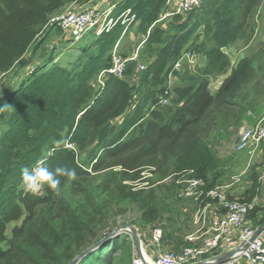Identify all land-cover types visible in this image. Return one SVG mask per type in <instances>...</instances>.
<instances>
[{
    "label": "trees",
    "instance_id": "obj_1",
    "mask_svg": "<svg viewBox=\"0 0 264 264\" xmlns=\"http://www.w3.org/2000/svg\"><path fill=\"white\" fill-rule=\"evenodd\" d=\"M76 1L89 0H0V76H9L0 83V264H69L110 234L102 226L110 211L125 213L129 206L139 210L145 225L161 223L163 248L190 246L176 236V207L182 199L175 180L181 175L202 180L206 192L225 186L227 174V160L214 153L206 138V115L227 106L219 118L237 126L257 108L253 100L234 102V92L249 73L246 58L215 94L210 76L229 68L222 48L250 42L261 0H202L191 11L162 21L169 0H112L114 25L100 34H85L78 40L76 56L64 65L48 47L65 34L52 20L64 5ZM133 29L140 37L135 36L136 59L127 62L123 78L109 76L100 87L99 73L110 65L116 46L122 53ZM187 52L194 53L196 61L205 57L203 70L191 72L201 63L190 68L183 59ZM140 58L143 70L137 68ZM180 60L181 67L174 70ZM163 98L165 105L160 104ZM41 160L50 168L75 169L76 178H61L58 192L45 187L41 195L25 194L21 169ZM109 165L123 169L118 181L111 189L90 190L84 184L87 170L97 173ZM145 165L161 178L173 176L160 196L122 182L138 179ZM254 167L241 202L256 196L259 178ZM261 210L255 207L249 217ZM132 242L121 233L76 264H133Z\"/></svg>",
    "mask_w": 264,
    "mask_h": 264
},
{
    "label": "rangeland",
    "instance_id": "obj_2",
    "mask_svg": "<svg viewBox=\"0 0 264 264\" xmlns=\"http://www.w3.org/2000/svg\"><path fill=\"white\" fill-rule=\"evenodd\" d=\"M178 1L179 0H169L167 12H171L172 10H174L175 4ZM97 3L98 2L91 3L90 0L86 3H79L78 1L67 3L56 15L55 19L62 16L66 11L81 10L80 8L86 9L88 7H97L99 8L100 12L107 11L109 6L107 2ZM257 9L258 12L252 19V22L254 24V34H252L253 36H251L250 42L246 45L245 42L239 41L231 46L229 50L225 48V53L229 59L228 70L224 74L215 73L214 75L210 76V91L211 94H215L219 87L222 85V82L228 77L231 70L236 67L241 59L246 58L249 62V73L248 76L244 78L237 91L234 92V102L239 104H246L247 102L253 100L257 103L256 111L253 114H248L246 116V119L237 126H228V124H224V121L219 118L220 114L230 109L227 106H223V108L216 107L218 112L214 110L213 112H209L206 115L207 119H210V126L206 133V138L210 143V147L221 160H227L228 162L226 167L227 174L225 176L223 184L229 186L227 189H225V191L227 190L226 192H228L229 195L233 196L235 200L238 199V201H240V194L250 186L249 172L252 171V166H255L254 168L258 173V178H260V175L264 168V143H262L258 147L253 156L248 153V150L237 151L236 149L239 142L240 133L243 129L254 127L259 123L264 124V0L260 1V5ZM135 36L136 33L133 29L131 30V32H129L128 37L123 44L122 53L119 52L120 55L125 53L128 57L132 53L135 54L133 52L137 41H135ZM136 39H140V37L136 36ZM71 40V38H66L64 34L63 37L53 38L50 44H48L50 50L53 51L56 55V62L65 65L76 56V47L80 44V42H71ZM62 42L63 44L61 45ZM198 54L202 55L201 53ZM137 61L138 65H145V62H143L141 58ZM205 62V57L199 56L197 63L198 65H200L201 63V65L197 68L194 67L196 69H193L191 72L198 73L199 71L203 70V68L206 66ZM22 76H24V74ZM6 77L7 76H0V83L9 78V76L7 78ZM215 86H217V89H215ZM224 103L226 104L227 102L225 101ZM122 170L123 169L120 166L109 165L108 167L103 168L97 173H89L84 184L90 190L97 189L99 191H103L104 188L111 189L114 183L118 181L120 177L118 173ZM139 171L140 177L135 181L124 180L122 182L136 188H146L147 190L153 189L157 196H160L162 194L163 191L161 188H163L164 185H170L171 182H173V176L161 178L160 174H157V170L154 167L145 165L144 167L139 168ZM128 172L132 173L131 171ZM76 190H78V192H81L78 186L76 187ZM81 194L82 196H84L83 192ZM243 203L251 204L250 202ZM195 205L198 204L194 200H186L184 198L178 203V208L176 207V209L179 210L177 213L180 218L176 226V236L187 237L191 234H194L196 230L198 232V225H196V223L194 222L196 220V214L198 211V207ZM256 205L260 206V208H264V185L260 183L258 188H256V197L252 210L256 207ZM212 206H214L213 202L211 203V207ZM124 207L126 208V206ZM111 212L113 213L111 214ZM114 212H116V210L110 211L107 221L102 224V226H104L105 232L111 231L110 233H112L116 230L131 226L136 230L138 235H144V237L140 238L141 246L143 245L142 243L145 240L150 238V232L153 228H162L161 223L154 224L152 226H148L150 224L145 225L141 219V213L135 206L127 207L125 213H122V211L118 210L117 212L120 214H116ZM166 216L167 215L165 214L164 218H166ZM164 220L165 219H163V221ZM12 226L13 224L9 226V229ZM122 233H126L131 237V240L133 239L128 230L125 229ZM132 243L133 257L134 254L137 253V251L134 240ZM144 244L148 245L147 242H144ZM236 264H249V262L245 257H242L238 262H236Z\"/></svg>",
    "mask_w": 264,
    "mask_h": 264
},
{
    "label": "built area",
    "instance_id": "obj_3",
    "mask_svg": "<svg viewBox=\"0 0 264 264\" xmlns=\"http://www.w3.org/2000/svg\"><path fill=\"white\" fill-rule=\"evenodd\" d=\"M96 1L98 3L107 2L109 5L107 11L100 12L97 7L80 8L81 10L66 11L62 16L54 18L52 21L58 24L67 38H73L75 41L92 31H96V34L107 31L115 23L110 17L114 5H110L109 0ZM201 2L202 0H179L175 4L174 10L166 12L160 20L175 14L187 13L198 7ZM128 14L129 11L124 15V22L127 21ZM133 19L134 17L131 18V20ZM128 25L127 22L126 27ZM136 57V53L128 58L122 57L116 46L111 56L110 65L99 73L96 84L100 87L103 86L105 79L109 76L123 78L127 62L135 60ZM183 59L190 68L197 65L195 54L192 52H187ZM181 63L182 60L178 61L174 65V70H178ZM137 68L143 70L144 66L138 65ZM160 104H167V99L163 98ZM262 143H264V124L259 123L241 131L236 149L237 151L248 150V153L253 156ZM65 146L74 150L72 145ZM87 171L91 173L90 169ZM175 182L181 187L179 198L194 200L198 204L194 221L198 225V232L196 230L194 234L185 237V241L191 243L190 246L182 247L179 251H163L161 246L163 230L159 227L153 228L150 232L152 255L140 251L141 257L137 253L132 257L133 264H199L201 262L216 264L219 259L217 256L219 250L225 252L236 250L232 257L221 264H236L242 257H245L249 264H264L263 236L260 232L255 234L257 229L252 227L248 219L253 208L252 203L247 204L229 199L224 188L218 186L204 192L202 189L204 183L199 179L181 175ZM259 182L264 185V168ZM43 192L44 188L37 195H41ZM212 202L214 206L211 207Z\"/></svg>",
    "mask_w": 264,
    "mask_h": 264
},
{
    "label": "clouds",
    "instance_id": "obj_4",
    "mask_svg": "<svg viewBox=\"0 0 264 264\" xmlns=\"http://www.w3.org/2000/svg\"><path fill=\"white\" fill-rule=\"evenodd\" d=\"M97 2V1H96ZM112 0H110V5ZM134 55V54H133ZM75 169L57 166L50 168L47 161H38L34 166H25L21 169L20 188L25 194H37L41 189L47 187L55 192L59 191L62 183L61 178L69 180L76 178Z\"/></svg>",
    "mask_w": 264,
    "mask_h": 264
},
{
    "label": "water",
    "instance_id": "obj_5",
    "mask_svg": "<svg viewBox=\"0 0 264 264\" xmlns=\"http://www.w3.org/2000/svg\"><path fill=\"white\" fill-rule=\"evenodd\" d=\"M222 52L225 53L226 52V49L225 48H222ZM264 228V224L263 226L259 227L256 231H255V234H258L262 229ZM128 230L131 234V236L133 237V240H134V243H135V246H136V251H137V254L141 257V254H140V250H141V240H140V236L138 235V233L136 232V230L134 228H132L131 226H127L125 227L124 229H119V230H116L110 234H108L105 238H103L102 240L96 242L94 245H92L91 247H89L88 249L84 250L83 252H81L78 256H76L69 264H76V262L82 258L83 256H85L86 254H88L90 251L94 250L95 248L99 247L101 244H103V242H105L106 240H109L119 234H121L123 232V230ZM140 242V244H139ZM236 253V250L235 251H230V252H227L225 255H223L222 257H220L217 261H216V264H221V263H224L226 260H228L230 257H232L234 254ZM199 264H208V263H199Z\"/></svg>",
    "mask_w": 264,
    "mask_h": 264
},
{
    "label": "crops",
    "instance_id": "obj_6",
    "mask_svg": "<svg viewBox=\"0 0 264 264\" xmlns=\"http://www.w3.org/2000/svg\"><path fill=\"white\" fill-rule=\"evenodd\" d=\"M133 54V53H132ZM215 89H217V86H215ZM249 114H253V113H249ZM246 118H244L243 120H245ZM241 126V125H240ZM262 152V151H261ZM249 161V160H248ZM260 183V182H259ZM228 186L229 185H225V186H221L222 188H224V192H225V194L227 195V196H230V197H232L233 199H235L233 196H231V195H229V193L228 192H226L225 191V189H227L228 188ZM243 194V192L240 194V196ZM256 197V196H255ZM239 199H240V197H239ZM238 200V199H237ZM254 200H255V198H253V200L250 202V203H253L254 204ZM256 207H260V206H257L256 205ZM258 214H256L254 217H248V219H249V221H250V224L252 225V227L253 228H255V229H258L259 227H261V226H263V224H264V222H263V224H260V221L264 218V208H262V210L261 211H258L257 212ZM260 233L262 234V236H263V242H264V228L260 231ZM148 237H149V234H148ZM183 238V240L185 241V236L184 237H182ZM144 242H147L148 243V245H145L144 244ZM142 244V247H141V250L145 253V254H149V255H152V253H153V250L151 249V243H150V238L149 239H147V240H145ZM147 250H145V249ZM182 248V247H181ZM162 250L163 251H168V250H174L173 248H162ZM228 251H222V250H219L218 252H217V256H218V258H220L222 255H225L226 253H227Z\"/></svg>",
    "mask_w": 264,
    "mask_h": 264
}]
</instances>
